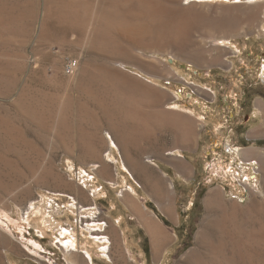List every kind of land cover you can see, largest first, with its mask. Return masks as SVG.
Here are the masks:
<instances>
[{"label":"rangeland","instance_id":"374dc122","mask_svg":"<svg viewBox=\"0 0 264 264\" xmlns=\"http://www.w3.org/2000/svg\"><path fill=\"white\" fill-rule=\"evenodd\" d=\"M60 1L7 2L5 10L15 15L9 20L11 23H0V123L10 120L20 131V137L15 141L0 125V208L6 214H1V218L5 227L11 226L14 231V235L4 234L6 237L0 233V264H69L61 250L62 247L67 249L66 244H69L68 250L77 252L82 260L84 255L92 264L85 249L86 245L90 247L86 244V237L111 248L112 261L100 256V250H96L98 254L93 253L96 264H137V251L124 248L120 234L110 229L111 233H107L106 221L91 220L90 224L96 225L91 229L98 228V232H104L100 238L92 235L94 231L87 227L86 220L95 215L94 208L87 204L92 201L88 192L94 174L91 177L87 173L78 176L69 168L68 161L77 168L95 172L97 177L94 180L104 184L105 189H111L108 200L113 196L118 198L116 189L102 179L109 174L105 160L107 154H104L107 150L113 152L112 157L120 162L123 157L127 161L128 157L129 160H139L144 166L140 172L141 169H133L127 161V171L130 170L132 175L124 171L128 176V181L125 180L138 189V198L156 212H159L158 207H154L150 197L154 196L152 184L147 181L145 173L162 184L166 183L165 179L175 181L176 190L171 195L177 194V198L173 207L181 215L179 230L187 231V234H184L179 249L171 251L168 258L156 255V260L162 258L163 264H193V249L197 247V237L207 215L205 200L212 189L221 187L228 202H238L246 212L236 216L235 222L225 219L223 228L209 244L208 255L204 257L206 260L200 264H264V240H261L264 239V165L258 160L241 163L239 153L229 152L226 148V142L233 139L234 143L245 147L264 149V114L260 111L255 113L261 104L264 105V33L249 31L248 26L253 19L246 11L261 4L260 20L263 22L260 28L264 32V0H197L208 4L204 9L212 15L199 24L183 49L144 50L147 56L157 57L165 64L167 69L164 72L132 57L121 56L117 65L124 71L140 76L170 94L163 108L185 115L191 123L187 130L194 134L189 143L183 144L179 142V135L184 129L180 131L179 126H174L169 120L156 119L151 122L150 135L142 143L145 145H130L126 155L119 152V147L115 148L119 137L100 109V124L78 115L74 78L71 79L66 70L71 59H80L82 68L97 62L89 53V36H93L92 23L99 14L94 8L98 4L103 6L105 1L70 0L86 6L88 24L64 14ZM192 2L195 0H182L181 4L188 6ZM217 43L227 46V50L212 51V45ZM238 49L242 51L233 52ZM167 71L172 73L166 74ZM81 72L75 79L81 76ZM64 92L69 93L72 100L73 107L70 106L71 110L65 113L70 128L57 129V137H54V118ZM23 101H28L27 104L33 101V107L48 111L45 117L50 120L46 127L42 128L34 120L35 116L26 114L28 106L20 104ZM90 104L95 108V104ZM207 106H213V113H206L203 108ZM200 112L207 117V123L201 128L197 126L203 121L196 119L197 116L202 117ZM221 121L224 124L218 130L213 125ZM234 126H238L237 132H230L229 128ZM256 132L257 135L254 134ZM110 135L111 143H115L112 148L108 144ZM261 141L263 145H260ZM90 143L95 144L96 154L89 151ZM150 145L159 148L160 152H153ZM149 156V161H155L160 168L146 164ZM181 158L190 166L189 171L177 165L183 169L180 173L166 163ZM218 164L224 167L227 164L226 170L231 173L223 172ZM235 171L237 176H233ZM247 174L251 175L250 179H247ZM254 175L257 177L253 178ZM74 196L79 206H88L78 210ZM253 200H257L259 209L247 208ZM102 204L105 208L106 203ZM45 207L49 223L62 222L56 223L58 228L48 229L46 233V227L52 226L48 222L45 226L38 223L41 215L45 214ZM61 210L69 213L60 215ZM125 211L129 216L134 213L129 207H125ZM100 214L98 209L97 215ZM12 218L16 223L9 222L8 219ZM31 241L40 244L42 249L35 248ZM73 241L77 247L71 245ZM147 264L155 262L150 259Z\"/></svg>","mask_w":264,"mask_h":264},{"label":"bare ground","instance_id":"6f19581e","mask_svg":"<svg viewBox=\"0 0 264 264\" xmlns=\"http://www.w3.org/2000/svg\"><path fill=\"white\" fill-rule=\"evenodd\" d=\"M10 1H14V0H0V23L5 21H7L8 23L9 20L11 18L13 19V16L15 15L9 12L8 10H5L6 7L5 4ZM16 1L17 0H15V2ZM51 1L57 2L58 0H51ZM104 1L105 3L103 6L101 5L99 6L98 4V6L94 8V11L96 13L98 11L99 14L97 15V20L95 21L96 19L95 18L92 23L93 36L92 37H90L91 35L89 36V44H90L89 53L97 60V62L90 67L82 68L81 60L78 59L76 60V66H73L75 67L74 70L76 68L77 69L75 70V72L68 74L70 75L71 79L74 78L73 80L75 82V84L73 85L77 93L75 99L78 105L77 108L78 115L80 117H88L90 120L92 119L95 122L94 124L97 123L100 124L99 122L100 113L98 112V109H100V112L102 111L108 118L110 122L109 123L110 128H112L115 134L119 137L117 142L124 149L123 150L124 154L125 152H128L130 145H138V146L145 145V144L142 145V143H144L148 135H150L152 128L151 122L156 119L169 120L174 126L176 127L179 126L178 128L180 129V131L181 129H184L183 132H181L179 135L180 136L179 142H182L183 144L189 143L194 137L193 132L191 130H187V128L191 126V123H189L186 120L187 118H185V115L183 117V115H180L178 112H175L174 110H167L166 108H163L164 101L170 97V94L167 91H164L163 89H159L155 87L154 85L150 84L148 81H146L140 76L127 73L117 64L119 63L121 56H127V57H132L143 64H147L150 68L154 70L160 69L161 71L164 72L166 68L165 64L162 61H160L157 57L147 56L144 53V50L164 52V51H169L170 48L183 49L191 40V35L194 32V30H196V28L199 26V24L202 22H206V20H208L212 15L209 11L204 9V6L208 4L201 3L202 0L200 2H197V0H195V2L190 3L188 6L182 5L181 4L182 0H104ZM60 2L62 3L64 8L63 9L64 14H66L67 16H71L72 19H77V21L79 22L81 21L83 24L89 23V20L87 19V15H85L86 6L84 7V5L81 4L80 2L74 3L73 1L70 0H61ZM260 10H261V4L260 6L257 5V6L249 7L246 10L248 11V14L252 16L253 19L250 26H248L249 27L248 29L251 32L257 31L263 34L264 32L260 28L262 21V19L260 20L261 18ZM217 39L224 41V39H221V37H217ZM226 47L227 46H225L224 44L217 43L212 45L211 50L215 52H219L220 50H227ZM237 51H242V49L234 50L233 52H237ZM79 71L81 72V76H79L78 79H75L78 76L77 74ZM167 72L168 73L166 74L172 73L171 71H167ZM263 75H264V70H263ZM73 85L71 84L70 86ZM206 90H208V88ZM67 92L66 93L64 92V95L60 97L61 101L59 103V110L57 111L58 113H56L57 116L55 115L56 118H54V122H55L54 135H53L54 137H57V131H56L57 129L70 128L69 121H67V119L65 118V113L66 111L71 110L70 106L71 107L73 106H72V100L69 96V93ZM27 102L28 101L26 102L23 101L20 103V104H26L28 106L25 108L26 114L35 116L34 120H36L37 123L42 128L46 127L47 123H49L50 120L49 117H45L46 116L45 113L48 111L33 107V104H35L33 101L28 104ZM90 103L95 104L94 105L95 108H92ZM195 108L196 110L198 109V107ZM203 109L208 114L213 113V108H203ZM200 114L202 115L201 112ZM212 115L213 117L215 116V114ZM31 120L34 121L32 118ZM218 121H220L219 118ZM215 123L216 125H218L219 122H215ZM13 124L11 123L10 120H3L0 123V125H2V127L5 129L4 131L7 134H9L12 137V139L17 141L20 137V131H19V127ZM203 125H204L203 122H199L197 127L201 128L203 127ZM91 143L89 144L90 146L89 151L92 154H96L98 152L95 149L96 146L95 144H91ZM111 144L115 146V143L113 141ZM150 147L153 152L156 153L160 152L159 148H156L154 145H150ZM227 147L229 150H231L230 145H228ZM142 148L146 149L145 147ZM242 153L243 155H245V157L251 160L252 163L258 160V162L264 165V149L252 147L244 150V152ZM106 154H107L106 155L107 158L110 159L113 158L110 151L106 152ZM149 158H151V156H149L148 159ZM127 161L129 163V166H131L133 169L140 170L141 167L142 168L144 167L143 165H141L139 160L138 161L135 159L129 160L127 157ZM68 163H69V168L75 170L78 176L80 175L85 176L86 175L85 173H87L88 177H91V175L93 174L95 175V172H89L84 167L77 168L74 166L72 162L68 161ZM175 163L176 165L183 167L184 170H188V171L190 170V166L187 165L185 160H183L182 158L176 160ZM121 164L122 167L127 170V166L123 163ZM219 167L223 169V172L231 173L230 170L229 171L226 170L227 164L226 167H224V165L223 166L219 165ZM144 170L145 169H143V171ZM141 171L142 169L140 170V172ZM130 172L131 171L129 170V173ZM238 172L240 173V171ZM94 175L92 176L93 177L92 184L96 182L94 178L97 177V175L95 176ZM149 175L150 174L147 175V173H145V176L148 179L147 181H149V183L152 184L151 186L153 188V192H154L153 195L155 199L162 204L163 210L167 214H172L174 212L173 197L171 195V193H173V188L171 185L172 182L169 181V179H165L166 183L162 184L160 180H158L152 175L151 176ZM233 176H237V171L234 172ZM250 177L251 175L247 174V179H250ZM252 177L255 178L257 176L254 175ZM87 185L89 186L88 183ZM126 185H127L126 186L127 192L123 195H125L127 198V203L129 205L128 207L133 212L138 213L141 216L143 214H147L143 206V203H141V201L136 197L137 194H136L135 186L133 184H129L127 181H126ZM94 187H96V185H94ZM103 192H105V190H103ZM88 196L90 197V193ZM205 204L207 208V215L197 237L198 239L197 247L193 249L194 254L191 258L193 264H200L203 261V259H205L204 257L208 255L207 251H209L210 248L209 244H211L210 242L212 241L214 235L218 231H220V228L222 227V224L224 223L225 219L226 220L229 219L228 221L235 222L236 216H238L241 213L244 214L246 212V210L241 208L238 202L237 203L228 202L224 190L221 187L212 189L209 192L205 200ZM258 207L259 206L257 200L256 201L253 200L247 208H251L252 210H254L257 209ZM46 211L48 210L45 207V214H42L41 215L42 218L38 220V223L43 224L44 226L45 223L48 222V220H46ZM34 213L37 214L38 212L35 210ZM1 214H5V213L4 210L0 208V231H1L0 233L3 232V235L6 234L7 236L14 235V231H12L10 228L11 226L5 227L4 225L5 223L3 224ZM7 217H9L8 214ZM8 220H10L9 222L16 223V220H13V218ZM29 222H30V217H29ZM66 233L67 230H65L64 234ZM6 235H4V237H6ZM31 242L35 246V248L42 249V246L37 242H33V241ZM27 247L29 248V246ZM101 248H102L101 245H99L98 249H100L101 251L100 256L104 255L106 259H110L111 258L110 250L106 247H103L104 248L103 250H101ZM32 251L34 253H38L36 250H32ZM65 251H67V249H65ZM38 254L40 256H43L42 253H38ZM66 254H67L66 257H68L69 261L72 264H81L80 262H78L80 256L78 259H76L74 258V255H72L71 253L66 252ZM90 256L92 259V263L96 264L93 260V255L90 254ZM110 261H112V259ZM87 262L88 264H91L89 260H87ZM52 264L55 263L52 262Z\"/></svg>","mask_w":264,"mask_h":264},{"label":"crops","instance_id":"0c3cea01","mask_svg":"<svg viewBox=\"0 0 264 264\" xmlns=\"http://www.w3.org/2000/svg\"><path fill=\"white\" fill-rule=\"evenodd\" d=\"M208 90L213 92L211 89H208ZM211 107L213 108V106H209L208 108H211ZM258 111H260V113L262 115L264 114V105L263 104H261L260 108L257 111H255V113L257 114ZM187 114H191V113L188 112ZM201 116L202 117L197 116L196 119L203 121V123L205 125L207 123V122H205L207 117H206V115H201ZM209 123L210 124L212 123L211 120H209ZM220 124L223 125L224 122L221 121L218 123V125H215V124L214 125L212 124V125L216 129L219 130L220 128H222ZM256 126H254V128ZM237 127L236 126L230 127L229 128L230 132H232V131L235 132V130L237 132ZM254 134L257 135V132ZM218 135L220 136L221 134H218ZM108 138H109V142H108L109 147H111V148L114 147L111 144V135ZM233 141H234L233 139H230L226 142V148L228 149V147H227L228 145H230V147H231V150L228 149V151L229 152H238L239 153V159L238 158L237 159L240 160L241 163L249 162V161L252 162L247 157H245V155H243V153H242V152H244V150H246L248 148H252V147H245L244 145L236 144ZM115 143L117 145V147H115V148L118 149V147H119V152L121 154H123L124 149L119 145L118 142L115 141ZM107 151H105L104 154H106ZM111 153L113 154V152H111ZM105 160H106V164H107V168L106 167L105 168L107 169V171H109V174L107 175L106 178H102V179L104 180V182L106 184H111L112 188L116 189V192L118 194V198L113 196L111 199L108 200L109 191L111 189H110V187L104 189L105 188L104 184L100 183L99 180H96L95 183L91 184L90 188H92V189L89 190V193H90V197H91L92 201H90V203H87V204H89L91 207L94 208V210L93 209L92 210L94 212L93 215L94 214L95 215L90 217V220H86L88 222L87 227L90 228V230H93V229H91V227L96 226V225L95 224L91 225L89 223L91 222V220H94V219H96V220H94L96 222L98 220L106 221L107 222V229H106L107 233L110 234L111 233L110 231L113 230L112 231L113 233L120 234L121 239H122V243L124 244V248L137 251V255H135L136 259H137V264H147L148 260H150V259L151 260L153 259L155 264H163L164 260L162 258L163 257L168 258L171 251L179 249V246L181 244H183L182 240L185 237L184 234H187V231H185L183 233L179 230V225L181 224V215L179 214L178 210H176V211L174 210V212L172 214H167L163 210L162 204L159 203L155 199L154 196H150L153 200L152 202L154 204V207L155 208L158 207L157 209L159 212H156L153 208L149 207L146 203H143L142 200L138 198V195H139L138 189L135 187L136 188V194H137L136 197L141 201V203H143V206H144L147 214H143L141 216L138 213L134 212L132 216H129V214L125 211V207H128L129 205L127 203L126 196L123 195V194H125L124 192H126V186H127L125 178L128 181V176L126 175V173L124 171H126V172H128V171L126 169H124L123 167H121L122 166L121 163H123L125 165H128V163L124 159V157H123V160H121V162L115 156L112 159L105 157ZM149 160L150 159H146V162H147L146 164L147 165L150 164L149 167L150 166L159 167L155 161L150 162ZM117 163H118V165H117ZM166 163L169 164L170 166H172V168L177 169V171L180 173L183 170V169H181L182 167L178 168L175 161H173V160L170 162L166 161ZM159 170L162 171L161 169H159ZM162 174L167 176L164 172ZM171 182H172L171 185H172L173 193H174V191L176 190L175 181L171 180ZM94 185H96V187H94ZM137 185L142 187L141 184H137ZM87 190H88V188H87ZM103 190H105V192H103ZM81 191L84 192L83 188L81 189ZM91 192H92V194H91ZM100 192H101V194H100ZM89 193H88V195H89ZM98 196H100V197H98ZM172 197H173V201L176 200L177 194H174V195L172 194ZM74 198H76V197L74 196L73 199ZM99 198H103V199L102 200L100 199V201H99ZM74 200L77 203L76 207L78 210H81V207L88 206V205H83V204H82V206H79V202H77L76 199H74ZM101 201L106 203L105 208L103 207V204ZM98 209L101 210V214L99 216L97 215ZM64 213H69V212L67 210H62L59 212L60 215H63ZM84 213L90 214V212H84ZM55 219H56V216H55ZM134 219H136V221ZM46 220H48V219L46 218ZM56 223L62 224V222H58V221L55 223H49V224H50V226H52L55 229V227L58 228ZM52 227L46 228L45 233L47 232L48 229H51ZM97 229L98 228H96V229L94 228V230H93L94 232H92V235L99 236L101 234H104V232H98L99 229L98 230ZM109 229H110V231H109ZM86 238H87L86 244H90V247H91L90 248L87 245L85 246L86 252L88 253L89 256H90V254L93 255V253L98 254V252L96 250H100V249H98L99 245H101V247L102 246L106 247L105 243L100 244L97 240L92 241L88 237H86ZM74 242L75 241H73L71 245L72 246L75 245V247H77L76 242L75 243ZM103 247L101 248V250L104 249ZM106 248H108L109 250L111 249L109 246H107ZM65 249H64V247L61 248L65 257L67 255L66 252H68V253H71L72 255H74V258H76V259L79 258L80 255L77 252L72 251V250H68V247H67V251H65ZM156 255H158V257H162L159 260L157 259L158 262L156 260V257H157ZM66 258L69 261L68 257H66ZM83 258L84 259L82 260V258L80 256V258L78 259V262H80L81 264H88L87 260H89V259L87 257H85L84 255H83ZM161 259H162V261H161ZM93 260H94V256H93ZM89 262H90V260H89ZM69 264H72V263L69 261Z\"/></svg>","mask_w":264,"mask_h":264},{"label":"built area","instance_id":"2783aa9c","mask_svg":"<svg viewBox=\"0 0 264 264\" xmlns=\"http://www.w3.org/2000/svg\"><path fill=\"white\" fill-rule=\"evenodd\" d=\"M77 60V59H76ZM76 60L74 59V60H69V63H68V66L66 67V70H67V74H70V73H73V72H75V70L77 69H75L74 70V68L75 67H73V66H76Z\"/></svg>","mask_w":264,"mask_h":264},{"label":"trees","instance_id":"16d2710c","mask_svg":"<svg viewBox=\"0 0 264 264\" xmlns=\"http://www.w3.org/2000/svg\"><path fill=\"white\" fill-rule=\"evenodd\" d=\"M260 143V145H263V142L261 141V142H259Z\"/></svg>","mask_w":264,"mask_h":264}]
</instances>
